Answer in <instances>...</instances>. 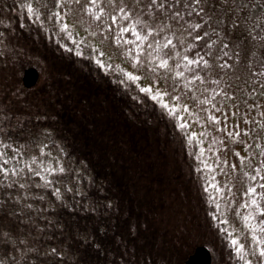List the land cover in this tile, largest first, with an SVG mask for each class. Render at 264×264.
<instances>
[{
	"label": "rangeland",
	"instance_id": "obj_1",
	"mask_svg": "<svg viewBox=\"0 0 264 264\" xmlns=\"http://www.w3.org/2000/svg\"><path fill=\"white\" fill-rule=\"evenodd\" d=\"M125 27L147 36L139 52V41L123 42L135 41L131 31L117 39ZM28 67L39 73L32 89L21 83ZM100 97L110 113L124 98L127 133L141 131L148 152L142 181L129 184L146 212L130 231L147 247L133 252L170 251L171 264H184L204 245L215 264H264V0H0V264H53L30 241L62 216L56 203L80 181L77 170L87 174L57 129L33 126L31 109L43 102L49 115L37 124L70 131L67 108L85 118ZM105 122L111 114L90 125ZM80 125L74 141L83 143L89 124Z\"/></svg>",
	"mask_w": 264,
	"mask_h": 264
},
{
	"label": "trees",
	"instance_id": "obj_2",
	"mask_svg": "<svg viewBox=\"0 0 264 264\" xmlns=\"http://www.w3.org/2000/svg\"><path fill=\"white\" fill-rule=\"evenodd\" d=\"M123 99L121 97L122 101L115 102L110 113L109 107L101 106H104L106 100L97 98L95 114L86 112L85 118L83 116L81 118L76 106L74 109L70 106L67 110L73 113L69 120L74 125L73 128L69 126L70 131L62 128L61 121H54L48 125L37 124L38 119H45L49 115L48 106L43 102L36 104L37 109H31L37 114L32 122L33 126L36 128L53 126L57 129L64 138L65 146L74 154L75 160L83 162L87 167L85 176L79 170L75 173L81 174V179L78 182L76 179L75 188L68 193L65 202L56 203V208L65 206L62 216L48 217L46 223H42L48 230L37 232L30 241V247L40 250L50 259V263L171 264L168 254L173 252L170 251L150 250L139 254L133 252V249L142 251L147 247L144 244L140 245L141 239H138L142 238L140 233L141 237L135 235L133 238L130 231L134 226L138 228L133 217H142L146 212L141 206L142 200L136 196V192L129 184L133 187L142 181L137 165L140 164L141 153L148 152L141 146L144 140L141 131L131 129V137L127 133L131 123L124 115L127 113V106ZM66 106L65 99V108ZM109 114L111 124L105 122L101 125L100 131L90 125L93 124L94 118ZM85 122L86 125L89 124V127L85 128L87 140H83V143L74 141L76 135L80 136L81 132L83 133V126L80 124L85 125ZM78 183L85 185L84 193L80 189L82 185L80 187ZM126 217H131L133 225L124 229ZM129 237L133 241H129ZM24 239H19L18 243H26L23 242ZM215 259L212 264H215Z\"/></svg>",
	"mask_w": 264,
	"mask_h": 264
},
{
	"label": "snow or ice",
	"instance_id": "obj_3",
	"mask_svg": "<svg viewBox=\"0 0 264 264\" xmlns=\"http://www.w3.org/2000/svg\"><path fill=\"white\" fill-rule=\"evenodd\" d=\"M91 2L93 4H95L96 3V0H91ZM27 11H28L29 14H33V8L31 7L30 4L27 5ZM96 18L99 19V16H97ZM113 23H115V18H113ZM63 27L66 29L67 28V25H64ZM129 31L132 32V35L133 36H135V41H132V40H124L123 42L126 43V44H136V42L139 41L140 44H136V48H137V50L139 52L140 46L143 44V42L145 40H147V36H141L138 32H136L135 27H131V28H129V27L121 28L120 35L117 37V39H121L123 37V34L126 33V32H129ZM151 34H152L151 31H149L148 35H151ZM171 44H172V41L169 39L167 41V44H165L164 46L167 47L168 45H171ZM185 59L187 60V63L189 65H191V64H198L199 63L198 60H188L187 57H185ZM166 66H167V61L162 62L161 65H160V67H166ZM177 75H183V74L182 73H178ZM131 78L132 79H139V77H131ZM198 78L199 77H197V79ZM142 91L148 92L150 90L149 89H142ZM160 98L161 97L159 95L153 97V99H160ZM202 103L207 104V103H210V101L209 100H205V101H202ZM164 106L165 107H168L167 104H165ZM187 110L188 109L185 108V111H187ZM170 111H172L174 113L175 112V109H170ZM210 119L215 120L214 117H210ZM179 126L181 128H186L187 127V124L186 123H181ZM229 135H231V133H229ZM236 135H239V133L237 132ZM3 163H8V161L7 160H4ZM205 166L207 167V165H205ZM0 172H4L5 175H6L7 172H8V170L0 167ZM13 174H15V173H13ZM37 174H39V173H37ZM253 179H255V177H253ZM261 179H264V177H261ZM21 187H23V185H21ZM213 187H214V185H213ZM260 187H264V184L260 185ZM248 191H249L250 194H254L256 192V189H255V187H252V188H249ZM251 204L252 205H256L257 204V201L255 199H253V200H251ZM217 207H219V206H217ZM261 215H264V212H261ZM244 220L245 221H249V216H245L244 217ZM222 223H227V221L226 220L225 221H222ZM249 227H251L255 231V226L254 225H251L249 223ZM261 230L264 231V222H262V224H261ZM226 231H227V229H226ZM228 237L231 238L230 239V242H231L232 246L235 248L236 252L238 254H240V258L243 259V245L240 244L239 241L236 238L233 237V233L231 231L228 232ZM253 238L255 239V237H253ZM257 243L258 244L264 243V241H259L258 240ZM260 255L261 256H264V251H261L260 252Z\"/></svg>",
	"mask_w": 264,
	"mask_h": 264
},
{
	"label": "water",
	"instance_id": "obj_4",
	"mask_svg": "<svg viewBox=\"0 0 264 264\" xmlns=\"http://www.w3.org/2000/svg\"><path fill=\"white\" fill-rule=\"evenodd\" d=\"M39 73L36 68L28 67L23 70L21 83L26 89H30L37 84ZM184 264H212V256L207 247L196 246L184 260Z\"/></svg>",
	"mask_w": 264,
	"mask_h": 264
}]
</instances>
